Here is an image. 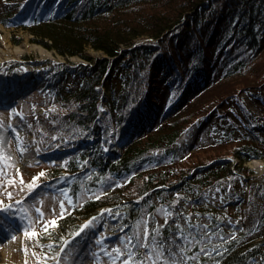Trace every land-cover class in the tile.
<instances>
[{"label": "trees", "instance_id": "trees-1", "mask_svg": "<svg viewBox=\"0 0 264 264\" xmlns=\"http://www.w3.org/2000/svg\"><path fill=\"white\" fill-rule=\"evenodd\" d=\"M0 23L65 58L93 60L89 48L106 55L55 72L40 94L42 114L20 111L45 125L42 151L66 148L43 176L66 180L58 190L66 214L51 234L40 231L39 245L50 238L56 251L78 221L109 205L125 257L135 251L138 261L133 225L143 218L148 239L169 234L178 227L155 213H173L179 198L191 253L200 250L197 222L211 230L214 264L263 253L264 214L246 231L239 216L226 222L221 213L241 209L244 163L264 158V0H0ZM16 64L5 63L7 75ZM91 133L93 143L79 146Z\"/></svg>", "mask_w": 264, "mask_h": 264}, {"label": "rangeland", "instance_id": "rangeland-1", "mask_svg": "<svg viewBox=\"0 0 264 264\" xmlns=\"http://www.w3.org/2000/svg\"><path fill=\"white\" fill-rule=\"evenodd\" d=\"M262 38L264 40V30H262ZM146 40L147 38H142L138 42ZM0 50L6 52L8 56L7 59L3 60L0 55V97L5 94V90L12 84H18L26 79L32 81L24 90H14L9 98H0V138H2L0 140V153L5 154L0 157V168L3 169L5 174L3 176L5 184L0 187V196L5 201L8 199L14 201L12 211L19 213L18 216H13L0 210V264H25L24 260H22L21 249L11 246L12 242L15 243L19 234L23 233L25 225L21 217L30 215L34 219V226L37 231L43 230L42 224L44 220H50L53 216H59L60 214V201H64L65 198L58 190L66 180L64 178L44 179L41 176V184L34 191V194L30 193L24 200H20V196L23 195L21 189L26 190V183H20V174H23L25 182L31 181L32 177L41 171H45L46 174L49 164H60L63 162V154L66 149L58 145L53 151H42L38 145V140H41L42 135L45 133V125L40 121L33 122L29 120L28 117H25L26 115L23 118L17 115V111L13 112V109L18 110V113L23 111L26 114L33 111L42 114L47 105L38 103L42 100L40 99V94L50 84L49 81L55 72L61 70L63 66L75 68L80 63L93 65L98 59L106 55L101 51L89 48L87 53L93 57V60H88L81 56L65 58L54 49L32 41V34L27 30L17 27H7L1 23ZM10 61L17 62L18 64H16L12 73L7 75L8 72L5 70L8 67L5 63ZM103 92L105 96L108 94L107 91H104V88ZM245 98H247L246 95ZM48 108L57 111L60 106L48 105ZM85 141L93 143L94 134L91 133ZM112 141L116 143L114 139ZM21 146L26 149L24 152L20 151ZM52 161L56 163H52ZM233 163L238 165V159L233 158ZM244 165L251 171L246 175L247 185L241 209L238 212H234L232 208L225 209L221 213V218H224L226 222H230L236 216H239L243 227L247 231H250L258 225L261 216L264 214V158H252L246 161ZM10 176L15 177L16 181L11 185L6 183ZM5 189L14 193L11 198L7 197ZM41 201H43L42 204L40 203ZM170 206L173 208V213H170L172 216L164 211L162 212V209H158L155 216L158 217L159 223L165 222L167 218H170V222L178 228L173 229L169 234L164 235L160 239L156 238V234H154L153 239H148L145 233L149 231V228L145 221H143V218H140L133 225L137 241L141 237L144 240L143 243L138 245L136 243L137 247L135 249L141 248L142 252L141 256L138 257V261L142 260L144 264H152L153 261H155V264H171L173 260L180 261L181 264H214L211 261V256L205 255V252H208L205 245L207 240L203 242H200V240V250L198 249L195 253H191V250L194 249L192 246L196 240L192 238L190 244H187L188 234L183 231V227L187 225V220L182 201L178 198L176 204ZM36 209L43 210L44 220L40 219V214ZM104 210H106V207L100 208L99 215L93 217L95 218L94 228H86L81 235L71 237L68 240L66 250L61 257L57 258L60 259V264H112V260L105 255V251L110 250L116 254L114 249L117 244L121 246L123 252L126 253L128 251L129 247L125 243H121L119 239L122 229L112 231L115 223L111 219V216L108 215L109 213L103 212ZM88 220L78 221L80 227ZM13 227L17 229L14 232L16 236L15 240L11 238L10 234ZM181 231L185 234L182 243L180 242L181 237L178 236V233ZM154 233H157V227L154 229ZM99 235L105 236L104 241L99 240ZM231 235L232 232L229 233V236ZM172 239H176L178 242L176 246L171 248V253H175V256L169 252L168 244L165 243V241L170 242ZM28 240L31 244V247H28L31 254L28 264H40V261L33 255V248L39 254L47 251L49 253L48 264H53L52 257L55 252L65 247L62 245L56 251H53V248H41L39 243H34L31 238H28ZM73 240L75 243H73ZM50 241L52 239H47L45 245ZM154 243L157 246L156 248L152 247ZM157 249H162L160 255L157 254ZM179 249H183V251ZM149 253H152L151 257H149ZM161 255L163 259H161ZM199 255H205L206 258L201 259ZM189 257L192 258L189 259ZM125 258L120 257L119 260H116V264H123V259ZM249 264H264V251Z\"/></svg>", "mask_w": 264, "mask_h": 264}, {"label": "snow or ice", "instance_id": "snow-or-ice-1", "mask_svg": "<svg viewBox=\"0 0 264 264\" xmlns=\"http://www.w3.org/2000/svg\"><path fill=\"white\" fill-rule=\"evenodd\" d=\"M17 110L16 109H13V112H16ZM20 116H24V113L23 112H19L18 113ZM18 135V133H17ZM0 140H2V138H0ZM26 149L21 146L20 148V151L21 152H24ZM3 155L5 154H2L0 153V157H2ZM52 163H56L55 161H52ZM4 172H3V169L0 168V187H2L4 184H5V180L3 179V176H4ZM45 175V171H41L39 173H37L35 176L32 177L31 181H28V182H25L24 181V177H23V174L21 173L20 174V183L21 184H25L26 183V190L25 189H21L23 191V195L20 196V200H24V198L26 196H28L30 193H33L34 194V190L37 189L39 187V185L41 184V181H40V177L41 176H44ZM15 177H9L6 181L7 184L11 185L13 183H15ZM5 193L7 195V197L11 198L13 196V192L12 191H9L7 189H5ZM89 195H91V193H89ZM101 195H103V193H101ZM179 195V194H177ZM96 199H99V197H94ZM41 204L43 203V201L40 202ZM13 205H14V201H12L11 199H8L7 201L4 200V198L2 196H0V210H3L4 212L6 213H10L11 215L13 216H18L19 213H16L14 211H12L13 209ZM60 207H61V212H60V215L59 216H53L50 220H44V213H43V210L42 209H36L37 212H39L40 214V219L41 220H44L43 224H42V228H43V232L48 235V234H51L52 230H54L55 228L59 227V223H60V220L63 218V216L66 214V206L64 204V201H60ZM21 219L24 221V228H23V233H24V238L25 239H28V238H31L32 241L35 243V242H39V237H40V232L37 231L36 227L34 226V219L31 218L30 215H26V216H23L21 217ZM95 227V218H92L88 221H86L84 223V225H82L76 232H74L72 234V237H76V236H79L81 235V233L84 231V229H92ZM182 227V226H181ZM195 229H200V236H201V241L200 242H203L205 240H208L210 239V237L207 235V233H210L211 230L207 228V225H201L200 223H196L193 225V230ZM17 229L16 228H12V233L11 234V238L13 240L16 239V236L14 234V232L16 231ZM150 231L146 232L145 235H150ZM94 235H98V234H94ZM157 235L159 236H162L163 233L161 232H158ZM184 232L181 231L178 233V236L181 237V243L183 242V237H184ZM105 239V236L104 235H99V240L100 241H104ZM125 240H127L128 238L125 237L124 238ZM61 241L63 242V245L65 247H62L60 249V251L58 252H55L54 256L52 257V261H53V264H60V259H57L58 257H61L63 252L66 250V247L68 245V239H64V238H61ZM144 240H143V237H141V239H139L137 241V245L140 244V243H143ZM58 242L57 241H50L47 245H44V244H40V247L41 248H44V247H47L49 249H52L54 248V246L57 244ZM73 243H75V241L73 240ZM166 244H168V248H169V252L171 253V248L173 246H176L177 245V240L176 239H172L170 242L168 241H165ZM137 245H132V248L135 249L137 247ZM24 247V250H25V253L28 252V244L25 243L23 245ZM153 248H156V244L154 243L152 245ZM161 250L162 249H157V254L160 255L161 253ZM180 251H183V249H179ZM33 251V255L36 256L37 260L40 261V264H48V258H49V253L47 251L43 252L42 254H39L35 251V248L32 249ZM114 251L116 253L119 254L120 257H125V253L121 250V247L119 244H117L115 246V249ZM173 256H175V253H171ZM211 253H208V252H205V255H210ZM137 253L135 251L127 254L126 258L123 259V264H144V262L142 260L140 261H134L133 258L134 256H136ZM149 257H151L152 253H149L148 254ZM192 257H189V259H191ZM161 259H163V256L161 255ZM25 264H27V261H25ZM112 264H116V261L115 259L112 261ZM152 264H155V261L152 262ZM171 264H181L180 261H177V260H173L171 262ZM218 264V262H217Z\"/></svg>", "mask_w": 264, "mask_h": 264}, {"label": "bare ground", "instance_id": "bare-ground-1", "mask_svg": "<svg viewBox=\"0 0 264 264\" xmlns=\"http://www.w3.org/2000/svg\"><path fill=\"white\" fill-rule=\"evenodd\" d=\"M0 52H1V53H0L1 58H2L3 60L8 58L6 52L1 51V50H0ZM31 82H32V81L26 79V80H24V81L19 82V83H18L19 85L16 84V83L12 84L10 87H8V89L5 90V92H4L5 94L2 95L0 98H2V99H6L7 97L9 98L10 95L12 94V92H13L14 90H17V89H18V91H22V90H24L25 88H27V87L31 84ZM25 243L28 244V247H29V246L31 247V244H30L29 240H28V239H25V238H24V234L21 233V234H19V236H18V238L16 239L15 243L12 242V245H11V246H12V247H18L19 249H21L22 260H24V261H23L24 263H25V261H27V264H28V263H29V257H30L31 254L29 253V250H28L27 253H25V250H24V247H23V245H24ZM21 262H22V261H21Z\"/></svg>", "mask_w": 264, "mask_h": 264}, {"label": "water", "instance_id": "water-1", "mask_svg": "<svg viewBox=\"0 0 264 264\" xmlns=\"http://www.w3.org/2000/svg\"><path fill=\"white\" fill-rule=\"evenodd\" d=\"M103 101H104V99H103ZM126 141V140H125Z\"/></svg>", "mask_w": 264, "mask_h": 264}]
</instances>
